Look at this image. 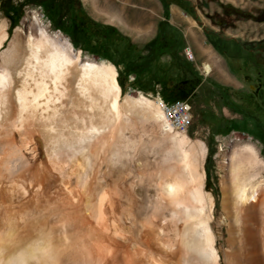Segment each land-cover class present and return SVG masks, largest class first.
<instances>
[{"label": "bare ground", "instance_id": "bare-ground-1", "mask_svg": "<svg viewBox=\"0 0 264 264\" xmlns=\"http://www.w3.org/2000/svg\"><path fill=\"white\" fill-rule=\"evenodd\" d=\"M127 1L118 0L123 12ZM6 38L0 21V48ZM202 68L212 71L208 61ZM148 148L161 151L153 218L167 213L162 225L152 215L140 221L141 240L118 241L121 194L110 179ZM205 153L203 140L167 121L159 95L124 93L114 63L84 56L60 31L19 26L0 53V264H260L248 232L264 235V212L252 214L264 160L253 143L221 154L223 247Z\"/></svg>", "mask_w": 264, "mask_h": 264}, {"label": "rangeland", "instance_id": "rangeland-1", "mask_svg": "<svg viewBox=\"0 0 264 264\" xmlns=\"http://www.w3.org/2000/svg\"><path fill=\"white\" fill-rule=\"evenodd\" d=\"M106 1L74 0L72 7L87 15V27L80 30L71 24V6L63 15L59 28L35 2L0 0V21L6 22L7 29L0 53L8 48L19 26L34 34L39 27L45 26L51 35L60 31L68 37L74 47L82 49L84 56L96 60L104 57L114 63L118 77L125 83L121 87L124 93L137 94V90H142L158 95L163 83L190 81L192 90L187 98L192 107L191 121L186 132L203 140L206 146L204 186L214 195V214L222 233L218 242L225 247L228 232L222 208L221 154L230 152L235 145L253 143L264 160V0H178L183 7L170 3L167 22L162 27L159 22L165 16L160 0H133L132 10L126 17L134 19L137 12L141 14L142 11L148 17L146 23L138 25H124L114 20L108 15ZM175 11L178 18L174 17ZM153 37H158L162 43L150 50L149 41ZM204 61L212 66L209 75L202 68ZM259 77L262 87L256 93L253 83ZM131 81L144 88L133 86ZM148 150H140L130 165L119 166L114 180L110 179L116 195L121 194L115 199L116 214L120 217L111 229L118 241L141 240L139 224L156 214L152 208L157 195L153 180L161 166V151ZM261 175L264 177L263 168ZM263 197L264 190L261 203L252 208L253 215L262 217ZM157 214L164 215L162 211ZM157 218H153L155 222ZM159 218L157 224L162 225L163 219ZM248 236L250 256H256L259 263L264 264L262 228L249 231Z\"/></svg>", "mask_w": 264, "mask_h": 264}, {"label": "trees", "instance_id": "trees-1", "mask_svg": "<svg viewBox=\"0 0 264 264\" xmlns=\"http://www.w3.org/2000/svg\"><path fill=\"white\" fill-rule=\"evenodd\" d=\"M27 1H32L35 2L39 5L42 6L43 11L46 13L48 18L52 21V23L56 26L59 27L62 24V17L63 15L67 12L69 6L73 9L72 15H71V24L72 25H77V27L80 29L81 27H87V21L85 19V12L81 11L79 8H73L72 5L75 4L74 0H27ZM162 5H163V10H164V16L165 19L163 21L159 22V27H162V24L167 22L168 18V6L170 3H176L180 6L181 3L178 2V0H160ZM9 18L11 17L8 15ZM13 22L11 21V24ZM112 27V26H111ZM81 30V29H80ZM85 31V29H82ZM162 40L159 39L158 37H153L149 41L150 45V50L158 47L161 45ZM91 51H94V49H91ZM117 79L123 87L125 83L121 80V78L118 77ZM131 84L133 86L139 87V88H144V86H141L138 82L136 81H131ZM192 90V86L190 81L188 80H182L180 82H174V83H163L162 84V89H161V97L165 100L171 101L175 99H182L186 98Z\"/></svg>", "mask_w": 264, "mask_h": 264}, {"label": "built area", "instance_id": "built-area-1", "mask_svg": "<svg viewBox=\"0 0 264 264\" xmlns=\"http://www.w3.org/2000/svg\"><path fill=\"white\" fill-rule=\"evenodd\" d=\"M192 57V53L189 52ZM160 96V106L162 108L163 114L167 121L173 126L175 129L186 131L188 125L191 121V103L189 99H175V100H165Z\"/></svg>", "mask_w": 264, "mask_h": 264}, {"label": "crops", "instance_id": "crops-1", "mask_svg": "<svg viewBox=\"0 0 264 264\" xmlns=\"http://www.w3.org/2000/svg\"><path fill=\"white\" fill-rule=\"evenodd\" d=\"M133 4H134L133 0L127 1V3H125V10L123 12L122 11V3L121 2H118V0H115V1L107 0L106 3H105L107 10L110 11L108 15H110L114 20H116V21H118L120 23H123L124 25H126V24H125V22H123L121 20V18H123L122 17L123 15H125V17H126L127 12L129 10H132ZM138 11H139V9H138ZM142 13L139 14V12H137V15L136 16L138 17L139 15H147L146 12H143L142 11ZM174 15H175L174 17H176V18L179 17V14L177 13V11L174 12ZM137 17H135V18H137Z\"/></svg>", "mask_w": 264, "mask_h": 264}, {"label": "flooded vegetation", "instance_id": "flooded-vegetation-1", "mask_svg": "<svg viewBox=\"0 0 264 264\" xmlns=\"http://www.w3.org/2000/svg\"><path fill=\"white\" fill-rule=\"evenodd\" d=\"M253 86H254V90L256 93H258L262 87V78H258L257 81H254L253 83Z\"/></svg>", "mask_w": 264, "mask_h": 264}]
</instances>
